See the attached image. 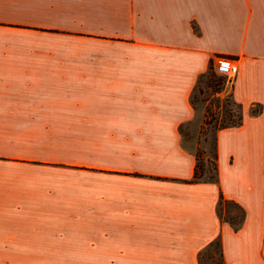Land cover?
Wrapping results in <instances>:
<instances>
[{
  "label": "crops",
  "instance_id": "1",
  "mask_svg": "<svg viewBox=\"0 0 264 264\" xmlns=\"http://www.w3.org/2000/svg\"><path fill=\"white\" fill-rule=\"evenodd\" d=\"M207 74L242 115L215 181L181 133ZM216 238L264 264V0H0V264H200Z\"/></svg>",
  "mask_w": 264,
  "mask_h": 264
},
{
  "label": "rangeland",
  "instance_id": "2",
  "mask_svg": "<svg viewBox=\"0 0 264 264\" xmlns=\"http://www.w3.org/2000/svg\"><path fill=\"white\" fill-rule=\"evenodd\" d=\"M207 74L198 80L192 93V103L195 118L192 124L181 127L182 144L191 147L203 158L205 172L201 179H214V135L219 123L236 119L239 113L232 102L229 92L221 89L225 85L222 78H211ZM222 213L226 217L231 214L239 215L238 209L229 204L221 205ZM200 264H219L218 249L209 247L200 256Z\"/></svg>",
  "mask_w": 264,
  "mask_h": 264
},
{
  "label": "trees",
  "instance_id": "3",
  "mask_svg": "<svg viewBox=\"0 0 264 264\" xmlns=\"http://www.w3.org/2000/svg\"><path fill=\"white\" fill-rule=\"evenodd\" d=\"M237 108L239 109L238 106H237ZM260 110H261V108L258 107V108L255 109V112H259ZM241 121H242V115L239 112L236 119L231 120V118H229L227 121H223V122L219 123L216 131L218 129H220V128L239 125L241 123ZM215 157H216V153H215V144H214V164H213V169L215 171V178L214 179H209V178L208 179H201V174L203 172H205V165H204L203 158H201L200 155L197 152H195L196 163H195V168H194V173H193V179L215 181L216 180V162H215ZM225 204H229L230 206H233L235 209L236 208L238 209L239 215L235 216L233 214L230 217L229 216L228 217L224 216V218L226 220L230 221V223L232 224L234 229H238L239 226L242 223V219H243V216H244L243 209L237 203H235L233 201L223 200L222 196L220 195V199H219V203H218V213L220 214V216L223 215V213H222L223 208H221V205L224 206ZM212 246L218 249L219 264H224L219 238H216V239L212 240L209 243V245L204 250H207L209 247H212ZM204 250H202V252L200 253V256L202 255Z\"/></svg>",
  "mask_w": 264,
  "mask_h": 264
},
{
  "label": "built area",
  "instance_id": "4",
  "mask_svg": "<svg viewBox=\"0 0 264 264\" xmlns=\"http://www.w3.org/2000/svg\"><path fill=\"white\" fill-rule=\"evenodd\" d=\"M218 70L232 75L236 72V67L234 65L221 64L218 65Z\"/></svg>",
  "mask_w": 264,
  "mask_h": 264
}]
</instances>
